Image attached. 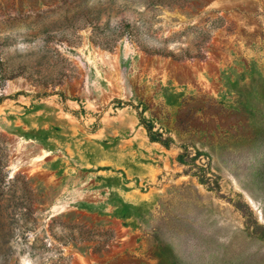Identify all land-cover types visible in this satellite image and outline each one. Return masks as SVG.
<instances>
[{
  "label": "rangeland",
  "instance_id": "374dc122",
  "mask_svg": "<svg viewBox=\"0 0 264 264\" xmlns=\"http://www.w3.org/2000/svg\"><path fill=\"white\" fill-rule=\"evenodd\" d=\"M0 264H264V0H0Z\"/></svg>",
  "mask_w": 264,
  "mask_h": 264
},
{
  "label": "trees",
  "instance_id": "16d2710c",
  "mask_svg": "<svg viewBox=\"0 0 264 264\" xmlns=\"http://www.w3.org/2000/svg\"><path fill=\"white\" fill-rule=\"evenodd\" d=\"M155 116V115H154ZM141 121L144 124V126L146 127L150 139L152 141H159L161 142L163 145H165L166 147L169 146V140H171V137H168V139H164L163 138V134L159 131H154V124L153 122L147 120L144 116L141 115Z\"/></svg>",
  "mask_w": 264,
  "mask_h": 264
}]
</instances>
